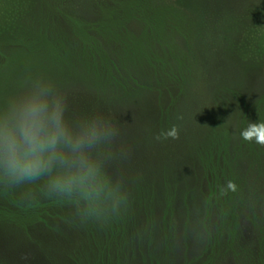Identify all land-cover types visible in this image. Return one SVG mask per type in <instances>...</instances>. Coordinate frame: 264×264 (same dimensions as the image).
Listing matches in <instances>:
<instances>
[{
  "label": "rangeland",
  "instance_id": "rangeland-1",
  "mask_svg": "<svg viewBox=\"0 0 264 264\" xmlns=\"http://www.w3.org/2000/svg\"><path fill=\"white\" fill-rule=\"evenodd\" d=\"M19 1L22 7L29 2ZM47 1L32 0L21 20L13 24V30L1 38L0 105L19 94L27 81L43 78L66 95L69 120L103 115L119 129L120 134L111 146L118 158L109 171L124 177L128 198L119 213L107 219L91 220L96 228L95 242L112 247L149 245L150 236L143 226L151 225L156 230L160 215L167 212L170 227L165 237L173 236L169 243L172 256L181 258L186 244L190 245L189 254L200 252L204 246L201 221L205 189L199 165L203 152L209 148L212 130L220 131L213 127L218 115L214 119L211 115L225 107L230 112L227 118L234 121L239 99L247 104L255 103L264 92V0H188L190 16L182 15V24L174 21V28L178 31L184 28L190 43L194 41L192 35L202 30L193 42L196 58L190 65L193 69H204L203 83L210 86L194 89L198 91L194 99L199 97L195 104L197 111L189 101L186 111L177 115L178 120H173L172 114L166 115L168 120H173L166 124L162 123L163 117L157 113L154 101L126 104L125 98L119 97L108 106V88L101 87L103 80L97 77L100 75L97 70L106 67L110 52L115 49L110 47L113 40L108 36L113 25L108 10L92 16L94 20H103L97 47L103 53L101 60H95L92 33L74 16L69 22L52 18ZM77 1L68 0L69 4ZM61 3L65 5L62 0ZM200 12L202 18L198 20L195 15ZM83 14L91 19L89 7ZM175 17L179 18L177 14ZM171 51L174 57L178 48L173 46ZM221 87L225 89L224 96L218 98L214 94ZM100 98L102 102L97 101ZM95 102L99 106L94 112ZM173 125L179 126V139H155ZM139 189L147 194L140 197ZM166 199L169 203L174 201L175 211H163ZM183 199H188L187 209ZM56 212L59 220L53 235L31 225V217L8 216V224H0V264H69V250L88 242L83 232L88 220L81 222L76 218L67 203ZM174 219L175 225H171ZM110 251L109 258L115 249ZM119 255L123 257L117 261L119 264H141L138 255L134 259L124 258V252ZM225 264L236 262L233 257H227Z\"/></svg>",
  "mask_w": 264,
  "mask_h": 264
},
{
  "label": "trees",
  "instance_id": "trees-1",
  "mask_svg": "<svg viewBox=\"0 0 264 264\" xmlns=\"http://www.w3.org/2000/svg\"><path fill=\"white\" fill-rule=\"evenodd\" d=\"M62 1L65 5H62L61 0L47 1V8L53 12L52 18L58 17L63 22L65 19L69 22L74 16L80 24L85 25L86 30L92 33L95 60H101L103 53L102 50L97 51L100 41L98 32L101 33L103 20H94L92 16L108 10L109 21L113 22L108 36L113 40L110 47L115 49L110 52L106 67L97 70L100 74L97 77L101 76L103 80L100 82L101 87L108 88V106L119 97L125 98L126 104L137 100L154 101L157 113L163 117L162 123L178 120L177 115L186 111L189 101L197 111L195 104L199 97L194 99L198 95L194 89L210 86L203 83L206 80L204 69H193L190 65L196 58L192 51L193 42L199 38L202 30L192 35L194 41L190 43L184 28L181 31L174 28V21L182 24V15H186V18L190 16L188 0H79L72 4L68 0ZM27 2L29 5L32 0ZM28 5L20 6L19 0H0V60L3 49L1 38H6L7 32L13 30V24L21 20ZM88 7L91 9V19L83 14ZM175 10L178 13L172 12ZM176 14L179 18L175 17ZM195 17L201 20V12ZM173 46L178 48L174 57L171 56ZM224 91L221 87L214 95L223 98ZM97 101L102 102V99ZM98 102H95L94 112L99 106ZM238 102L239 110L232 112L234 121L227 118L230 112L225 107H221L219 113L211 112L212 115L204 110L213 119L218 115L213 127L220 131L212 130L209 148L203 152L199 165L205 189L201 221L204 246L200 252L189 254L190 245L186 244V252H182L181 258L172 256L169 243L173 236L169 234L165 237L170 224L166 218L167 212H164L160 215L156 230L151 225L143 226L150 236L151 244L142 247L137 243L112 247L95 242L96 228L92 219H89L83 231L88 242L69 250L68 263L119 264L117 261L123 258L119 252H124V258L134 259L138 255L141 264H176L177 260V264H225L227 257H233L236 264H264V220L261 219L264 218V146L245 141L240 136L249 122H264V92L255 103L247 104L242 98ZM168 114L175 116L173 120L167 119ZM228 181L237 185V191L221 195ZM28 189L38 192L39 184L25 185L16 189L17 192L15 189L0 188V224L7 225L11 214V217L22 219L31 217V225L55 234L59 220L56 211L66 203L40 198L33 207H28L21 201V193ZM138 193L140 197L147 194L141 189ZM183 202L187 209L188 199H183ZM171 203L166 199L163 211H175L174 201L171 209H168ZM175 221L171 225H175ZM111 249H115V254L109 258Z\"/></svg>",
  "mask_w": 264,
  "mask_h": 264
},
{
  "label": "clouds",
  "instance_id": "clouds-1",
  "mask_svg": "<svg viewBox=\"0 0 264 264\" xmlns=\"http://www.w3.org/2000/svg\"><path fill=\"white\" fill-rule=\"evenodd\" d=\"M66 95L43 78L26 82L23 90L0 105V188L28 189L21 201L33 207L40 198L67 203L81 222L119 213L127 202L125 179L109 169L118 154L111 146L119 129L103 115L69 120ZM182 119V117H179ZM173 125L155 139H179ZM243 140L264 146V122H249ZM122 155V154H120ZM236 192L228 181L221 195Z\"/></svg>",
  "mask_w": 264,
  "mask_h": 264
}]
</instances>
